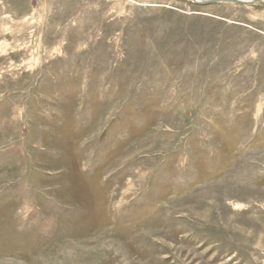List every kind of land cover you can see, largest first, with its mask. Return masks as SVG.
Instances as JSON below:
<instances>
[{
  "label": "rangeland",
  "instance_id": "obj_1",
  "mask_svg": "<svg viewBox=\"0 0 264 264\" xmlns=\"http://www.w3.org/2000/svg\"><path fill=\"white\" fill-rule=\"evenodd\" d=\"M0 264H264V0H0Z\"/></svg>",
  "mask_w": 264,
  "mask_h": 264
},
{
  "label": "water",
  "instance_id": "obj_2",
  "mask_svg": "<svg viewBox=\"0 0 264 264\" xmlns=\"http://www.w3.org/2000/svg\"><path fill=\"white\" fill-rule=\"evenodd\" d=\"M194 4L197 5H214V4H222V3H231L235 5H251L256 3L260 0L254 1H246V0H206V1H199V0H192Z\"/></svg>",
  "mask_w": 264,
  "mask_h": 264
},
{
  "label": "bare ground",
  "instance_id": "obj_3",
  "mask_svg": "<svg viewBox=\"0 0 264 264\" xmlns=\"http://www.w3.org/2000/svg\"><path fill=\"white\" fill-rule=\"evenodd\" d=\"M246 1H254V0H246Z\"/></svg>",
  "mask_w": 264,
  "mask_h": 264
}]
</instances>
